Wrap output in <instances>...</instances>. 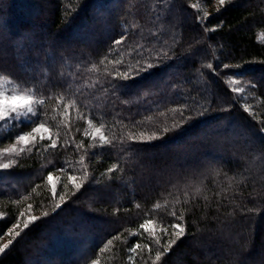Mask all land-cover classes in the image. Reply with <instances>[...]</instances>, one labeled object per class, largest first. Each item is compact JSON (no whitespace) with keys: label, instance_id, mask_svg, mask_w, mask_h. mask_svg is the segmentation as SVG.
Wrapping results in <instances>:
<instances>
[{"label":"trees","instance_id":"obj_1","mask_svg":"<svg viewBox=\"0 0 264 264\" xmlns=\"http://www.w3.org/2000/svg\"><path fill=\"white\" fill-rule=\"evenodd\" d=\"M195 1L0 0V77L45 102L0 147L57 143L0 169V264H264V0Z\"/></svg>","mask_w":264,"mask_h":264},{"label":"snow or ice","instance_id":"obj_2","mask_svg":"<svg viewBox=\"0 0 264 264\" xmlns=\"http://www.w3.org/2000/svg\"><path fill=\"white\" fill-rule=\"evenodd\" d=\"M164 2H166V0H161V3H164ZM218 2L220 5H224L226 0H218ZM115 43L120 44L121 41L117 40ZM151 67H152L151 62H149L145 65H139V71H144V70L150 69ZM208 67H211V65H208ZM62 100H63V97L58 98V101H62ZM35 103L38 105H43L45 102L43 99H39V100H36ZM33 104H34V98L32 95H18V94L6 95L4 92H0V121L11 120V121L19 122L21 120V118L29 119L30 116L37 115V112L34 109ZM65 112H67V106L65 107ZM181 115L183 117V113H181ZM36 123H38V126L32 127L31 132L28 133L27 135H20L16 141V144H19L20 142H24L25 144H27L30 139L35 138L34 134H39L41 140H43L45 138L44 134L49 133V128H47L45 126L44 121H38ZM87 123H88L89 127L91 128L92 124H93L92 120H88ZM178 126H179V122H175L172 125L173 128H176ZM164 130L168 131V128H165ZM84 135L85 136L91 135V138L93 140H96L97 135H98L99 140L101 141L102 145L108 143L107 137L104 135V133L102 132L100 127H96L94 129V132H91V133L88 131H85ZM48 139L51 141V147L56 148L57 143L55 140H53L51 134L48 135ZM77 147L80 148V147H83V145H77ZM24 150H25L24 148H20L18 150L17 147L15 145H13L12 147L6 149V153L8 155H12V154L18 155L19 152H23ZM14 163H16L15 160H9L8 163L0 164V168L8 169L10 167V165L14 164ZM80 163L83 164V159L80 160ZM114 170H115V168L109 169V171H114ZM84 175H85V178H87L86 172ZM48 180L49 181L52 180L51 175L48 176ZM75 187L77 189H79L80 185L76 184ZM53 194H55V188L54 187H53ZM61 199H63V197H61ZM136 207L138 208L139 205L137 204ZM157 207H159V205H157ZM45 215H47V214L45 213ZM173 216H175V213H173ZM17 227H18V225H17ZM25 227H27V225H25ZM141 227H144V225H141ZM171 227L177 229V231L175 233V235L177 237L182 236V234H184V232H185L184 227H182L180 223H174L171 225ZM8 234L11 235V233H8ZM17 235H19V233H17ZM118 238L119 237H116V239H118ZM108 243L110 244L111 241H109ZM173 243H174V241H173ZM7 247H8V245H4L3 247H0V252H3L4 249ZM169 247H171V244H169ZM138 248H140V245L136 244L134 247L129 249V251L131 253H136ZM156 259L159 260L160 256L157 255ZM95 264H98V262H95Z\"/></svg>","mask_w":264,"mask_h":264},{"label":"rangeland","instance_id":"obj_3","mask_svg":"<svg viewBox=\"0 0 264 264\" xmlns=\"http://www.w3.org/2000/svg\"><path fill=\"white\" fill-rule=\"evenodd\" d=\"M196 3V9L200 12L199 14H203V16H208L209 14H210V12L212 11V7L211 6H207L206 5V3H204L203 1L201 2L200 0H197V1H195ZM241 80H236V82H235V86L238 88V92L239 93H241L242 92V90L241 89H243L242 87L243 86H241L242 84H241V82H240ZM240 82V83H239ZM0 92H4L6 95H8V94H18V95H32V94H30V92H27V91H23V90H21V89H17V88H15V86H13L11 83H8V81H6V80H4L3 78H1L0 77ZM34 98V97H33ZM37 99L36 98H34V104H33V107H34V109L36 110V103H35V101H36ZM33 118V116H30V118L29 119H24V118H21V120L19 121V122H28V121H30L31 119ZM16 123H18L17 121H11V120H5V121H0V127L1 128H6V127H9V126H12L13 124H16ZM89 128V131L88 132H94V129L95 128H93V127H88ZM30 133V132H29ZM28 133H26V134H22V135H27ZM50 134V132L49 133H46V134H44V136H45V138L44 139H48V135ZM34 136H35V138L34 139H30L29 141H28V143L27 144H25L24 142H20L19 144H16V141L15 142H13L12 144H10V145H7V146H5V147H0V164H3V163H8L9 162V160H15L19 155H21L22 153H24L27 149H29L31 146H33L34 144H35V142H37V141H41V139H40V136H39V134H34ZM97 138H98V135H97ZM13 145H15L16 147H17V149L19 150L20 148H24L25 150L23 151V152H19V154L17 155V154H12V155H8L7 153H6V149L7 148H10V147H12ZM0 169H3V168H0ZM58 176H52V180L50 181L51 182V184H52V187H54L55 188V190H56V186H57V182H58V178H57ZM28 215H31V213H29V212H27L26 213V215H25V218L27 219V220H29V219H31L30 217H28ZM27 216V217H26ZM16 228H18V227H14V228H12V230L9 232V233H11V235H9V234H7V236L2 240V241H0L1 243H0V247H3L4 245H9L10 244V240L12 239V236H13V234L17 231V229ZM146 229L147 230H149V231H152V232H159L160 230L158 229V228H156L154 225H152L151 223H147V225H146ZM6 249V248H5ZM5 249H4V251L3 252H5ZM3 252H0V255H1V253H3ZM93 264H95V263H93ZM98 264H101V263H99L98 262Z\"/></svg>","mask_w":264,"mask_h":264}]
</instances>
